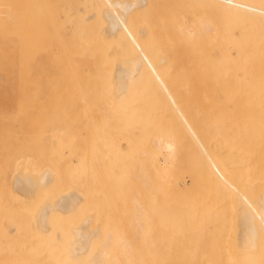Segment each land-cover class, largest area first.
Here are the masks:
<instances>
[{
    "label": "bare ground",
    "instance_id": "6f19581e",
    "mask_svg": "<svg viewBox=\"0 0 264 264\" xmlns=\"http://www.w3.org/2000/svg\"><path fill=\"white\" fill-rule=\"evenodd\" d=\"M39 1L40 0H9V1L7 0L6 1L7 4H6L5 0H4V2L1 0V2L5 3V4L1 5V3H0L1 8L2 7L4 8V5H8V6H5L7 9L6 13H7V11L10 10V12H8V17H6L7 16L6 13L4 15L5 11L0 9L1 11H3V15H2L1 11H0V15L2 17L3 16L6 17V18L3 17V19H1L2 17L0 16V119L13 121L10 125L6 126L7 129H10L12 131L16 130V132L18 130L23 129V128L26 129L28 126V124H26V122L28 120L32 119L31 114L33 113L35 115L36 114L35 110L39 111L38 106L42 105L43 103H45L49 100H61L62 102H65L64 104H74V106H75V104H78L79 102H81L83 105L85 104V106H83L82 108H80V107L76 108L75 107V108L71 109L70 112L69 111H67L66 113L63 112L61 119H68V118H70V119H82L83 116H81V115L85 116V113L86 114L90 113L94 117H96L95 115H104V114L111 113L110 115H113V117L121 115L122 118H126V116H128V118L129 117L131 118V116H133L134 117L133 119H135V118L141 119V116L145 112L144 108L143 107L141 108V106H140V104L144 98V96L142 97L141 89H143L142 85L147 83L146 86H148V88L152 90V93H153L152 97L154 100H156L155 103H157L158 105L161 104L160 106H162V108L164 110L168 111L170 114H173V117H176L179 121L180 120L183 121V123H186V117H187V121H188L189 118L191 119V117L194 116L191 114L192 113L191 110L193 108L187 107V106L194 107V106L201 105V107L203 108V106L206 104L205 105L206 109L205 108H203V109H204V111H206L205 113H207V112L209 113L211 111V109H209V108L213 107V105H214L215 107H217V111L220 109L218 111L220 113H218L216 116V117H218V115L221 114V112H222V114H225V112L227 113V115H228V113L230 114L229 110L227 111L228 108H226V106H224L226 108V109L224 108L225 112H224L223 108L221 109V107H222L221 105H223V103H225V102L231 101V103L232 104L235 103V105L237 103H240V102L248 103L252 107V109H251L252 112L250 111L251 117L249 116V118H250V121L252 122V126H250V127H251V131H252V135H253V144H254V147L256 149L255 150V155H256L255 160L257 161V167L255 169L256 175L258 173H260L256 177H257V180H259L260 178H264V154H263L264 153V94L262 93V91L264 92V90H263L264 87L261 86L264 83V82L261 83V81H264L263 80L264 77H262V75L260 76L261 73H263V75H264V49H261V48H263L264 44L260 43V40H261V42H264L262 40V39H264V38H262V35L264 33L263 34L261 33L262 35L261 34L259 35L260 31L264 30V0H175L176 3L179 4V6L180 5L182 6L183 3L186 5L192 4L193 9H191L192 7L191 8L189 7L192 10V12L197 11L196 14L200 13L199 14L200 17H201V15L204 16V18L202 16L203 19L201 18V21H198V18H195L196 21H198V24L200 23L199 28H198V33L202 34L200 36L201 38H202V36L205 37V40H204V38H203V40H204V42L206 41L205 43L207 44V45L205 44V48L203 47L205 49V51H202L204 49L201 47V45L199 43V41H201V39H199L200 37L197 38L198 37L197 35H199V34H196V32H195V30H196V28L194 29L195 25H191V24H193V22H192L193 18L190 17L192 20L190 23L189 21H187L188 20L186 18L187 14H185V13L181 14V16L184 15V17L182 16L183 18H186V19H183V22H182L181 17L178 15V14H180L178 12L179 6H177L178 8L176 7L178 10L175 8L177 11L175 10L176 12H174V16L177 14V18L175 17V19H176V21H179L178 23H183V24H184V22L190 23L189 26H188L189 23L188 24L186 23L187 25H184V27L186 26L185 29L187 27L190 28V26L193 27V28H191V30L192 29H194V30L191 32H193L195 34H193L192 37L197 36L195 42H196V44L198 42V44L195 45L196 46L195 49H196V51H197V47L198 48L200 47L202 49V50L200 49L201 51L198 49V51H200V52H199L197 57L198 58L201 57L200 61H198L197 57L194 58L195 61H193L194 63L192 64L193 69H191V66H190L189 71H188V69H187V72H186V70H184L187 74L189 72V75H187L183 71L185 73V74L183 73L184 76L185 75L188 76V77L187 76L184 77L182 75L184 77V81H183L184 84L183 85L186 86L185 83H187V87L190 88L191 90H196V91L198 90L199 91L198 96L200 97V99H198L196 96L197 93L193 92V93H190L188 95V97L190 99H188L187 101H182L183 97L176 96L175 93H173V91H174L173 85H176L175 80H177V78L174 77L175 75H173V73L171 74V71H173V70L169 69V67L166 66L167 64H169V66L171 65L169 63V60H168L170 57L168 58V56L166 54L167 52L169 54L172 51L170 49L169 43L167 42L170 39V37H169L170 34L172 35L171 30L174 29L176 26L179 28H182V29L176 28L177 30L174 29L175 32L173 30L174 33H176V31H177L178 34L176 33L175 35L179 36L180 35L179 30H181V31L184 30L183 26L180 27L179 24L176 25L173 22H170V23H173L174 25H176V26L173 25L174 28L171 29L167 25L168 27H166L165 32H162V34H164V35H162L164 37V41L162 43L160 42V44H159L160 46H165V47H163L164 49H162V51H165L166 53L164 55H162V52H161L162 56H160V57H158L160 55L159 53H158L159 55H157V57H154V55L152 56L151 53H153L152 51H156V47L154 48L152 45H149V43H146L145 40L147 38L145 40H143L145 38V37H143V34L145 31L143 32V34L140 32L139 33L140 35L137 33L139 36L143 37V38L140 37L139 39L143 40L146 43V46L148 44L149 46H151L154 49L152 50L149 46H147V47L142 46V48H144V47L146 49L150 48L152 51H150V53H145L146 51L144 53L140 52V54L137 55L138 57H136V55H135L137 52L134 54L135 51L132 50V48H134V50H135V46H133L134 43L132 44V42H135L136 41L135 39H137V37H139V36L135 32L134 36H136V38L133 39V35H131L132 34L131 32L133 31L132 29H134V28L132 27V29H131V26L128 24H125V21L127 20V23L130 22V19L128 17L129 13H131L130 11L136 9V12H137L136 18L140 15H142V17L147 16V17H145L147 19H145L146 21L144 22V25L147 22V27L148 26L151 27L150 23L152 24L153 20L151 18H148L150 15L149 16L146 14L144 15L143 13H144V11L146 13L147 12L150 13V11L152 9L149 10V8L151 7L154 0L153 1L152 0H130L125 4H120L119 8H117V9L121 8V12L119 10L118 11L120 13H122L123 16H121L120 13H118V14H120V15H118L116 13L118 11H115V9L118 5L116 6L114 2H113L114 4H109L107 2V0H89L90 3L92 4V5L90 4L89 6L88 5L82 6L79 3V6H78L79 8L77 9L79 11L76 13V15L73 14L74 16H72L68 12V11H71V9L74 12V8H72L71 5H70V8L68 7L69 10H66L65 8H63L64 7L63 3L65 4L67 1H70V0H67L66 2L65 1L63 2L60 0L59 5H60V7L63 6L60 9H63V10L65 9L66 11L62 15V18H59L57 16H54L55 14L52 13L53 10H52V8H50V6L46 7L47 9L50 8L49 10H52V12L48 11V14L49 13L52 15L54 14L53 16L49 14L52 17H50V18L48 17L49 21H47V23H46V21H44V19L46 17L45 18L42 17V14L39 15L38 9L41 8L40 6H42L41 3H39ZM57 1L54 4L53 3H51V4L56 5ZM102 1L106 2V5L109 6V8H108L109 11L113 12V9H114L115 12H113V13L109 12L111 14L107 13V20L108 19L111 20V21H108V22H111V23H109V25L107 23V27L108 26L109 27L108 28L106 27V29L102 30L101 32L98 31V33H95V31L93 30V25H94V21H95V16L97 19V15H96L97 13L96 12L97 11L101 12V11H99V10H101V7L99 8L96 6H98L97 4L103 3ZM116 1H115L116 4L122 3L120 0H119L120 2H118V0H116ZM156 1L164 3L163 8H162V6L159 7L158 5H156V6L153 5V7L154 6L156 7L157 11H158V9H159V11H161L160 8H162V10L165 8V10L167 11L168 8L165 4L166 0H156ZM40 2H42V1H40ZM49 2H51V1L50 0L45 1L44 3L49 5ZM70 2L72 3V1H70ZM70 2H68V3L70 4ZM75 2L76 1H74V3ZM111 2H112V0H111ZM124 2H126V1L124 0ZM159 2H158V4H159ZM36 3H39L40 6H38ZM69 4H68V6H69ZM104 4L105 3L101 4V6H103ZM31 6H33V8L35 6L38 7L37 13L31 12V10H30ZM157 6H158V8H157ZM36 7L34 8L35 11H36ZM155 7H154V9H155ZM183 7H185V6H183ZM44 8H45V6H44ZM189 8H187V9H189ZM194 8L196 10H194ZM54 9L56 10V9H58V7L55 8V6H54ZM218 9H219L220 13L222 11L220 9H224V12H225L224 14H226L230 18L232 16L231 21H232V23H234V22L235 23L230 24L229 27L233 26V28L237 29L239 26V28H241V29H239V30L235 29L234 32L230 31L229 33L227 32V30H225L224 32L222 30H220V28H222V27L225 29L227 26L224 27L223 25H228L230 23V21L227 24L223 23L224 20H223V18H220L219 14L215 15V17L216 16L218 17L215 21L214 20L215 19L214 13L215 12L219 13V12H217ZM226 9L230 10V11H226ZM44 10L42 9V11H44ZM84 10L88 11L87 14H86V12L84 13ZM165 10L162 12H166ZM183 10L184 9H181L180 12L182 13ZM206 10H209V12H206ZM103 11H105V10H103ZM171 11H173V10H171ZM186 11H188V10H186ZM186 11H184V12H186ZM231 11H232V13H230ZM94 13H96V14H94ZM212 13H213V18H214L213 20L211 19ZM104 14H105V12H104ZM165 14L166 15L168 14L169 18L167 16L166 17L168 19H170V16L173 15V12L172 13L166 12ZM204 14H206L207 16L205 17ZM233 14L237 15L238 17L236 16L237 17L236 18L234 16V18H233ZM151 15H152V11H151ZM152 16H154V15H152ZM242 16H244V17L242 18ZM246 16L249 18L251 17L252 21H251V23L248 22V21H250L249 19L247 22L245 21L246 23L243 21L242 24L245 25V26L242 25L243 28L247 27L246 26L247 23L251 24L250 25V27H251L253 20L254 21L256 20V22H255L256 25H254V26H258V27H256V29L259 28V29H257L259 31H257L255 29V31H253L252 33H249V32L246 33V31H248L249 29H252V30L254 29L253 27L250 28L249 25L247 24L249 29L246 30L248 27L246 29L244 28L246 31L244 30V33H241V30L243 28H242L241 24H239V23H241L242 20H247V19H244ZM104 17H106V15ZM240 17L242 18V20L241 19L238 20ZM4 18H5V20H4ZM139 18H137V19H138V21L140 20V22H141V20L143 21V19H144V18L142 19L141 17H139ZM167 18L164 20L166 21ZM219 18L223 20L221 23L219 22V20H220ZM148 19L149 20L151 19L152 22L147 21ZM154 19H156V17ZM233 19H235V20H233ZM170 20H172V19H170ZM203 20H204V22H203ZM104 21H105V19H104ZM138 21H137V23H138ZM156 21H158V20H156ZM238 21H240V22H238ZM148 22H149V25H148ZM201 22H203V23H201ZM217 22H219V24H217ZM142 23L140 24V26L141 25L143 26ZM79 24L81 25V27H83L82 30L79 29V26H80ZM153 24H154V22H153ZM214 24H216V25H214ZM253 24H254V22H253ZM257 24H259V25H257ZM156 25L157 26H155V28H157L158 26H161V25H158L157 23H156ZM164 25H165V23H164ZM217 25H218V27H216ZM220 25H221V27H219ZM72 26H74V28ZM196 27H198V25H196ZM229 27H227V29ZM189 28H188V31H189ZM70 29L73 30V38L70 36L72 39H70V41H68L69 39H67V41H65L63 37H65V35H67V36L70 35V33H69ZM129 29H131L132 31L129 32ZM157 29H160V28H157ZM163 29H160V30L162 31ZM216 29H217V31H216ZM142 30H143V28H142ZM142 30H140V31H142ZM168 31H171L170 34H168L169 33ZM119 32H121L123 34L124 38H126L125 42L130 43V41L128 39H130L132 41L129 44V43L121 42L122 40L121 41L119 40L120 41L119 43H123L122 44L123 46L120 45V51H121V48L124 47V45H125V48L131 47L130 48L131 51L129 50V48L122 49V51L124 50V53L121 51L120 54L121 55L124 54L123 57L125 58V56L127 54V53L125 54V50H129L132 58L136 57L135 59L133 58V60L129 64L127 63V60L129 61L131 59V58L128 59L129 53L125 58L127 60L124 59L126 62L122 61L120 58L115 57L119 52V49H118L119 47H115L117 40L115 41L111 37H114V35H118ZM148 32H150L152 34V31H149V30H147L146 34H148ZM217 32H219V33L217 34ZM225 32H227L229 35H231L232 33L236 34L235 32H237V35H239V32H240L242 34V36L239 35V37H240V38L238 37L239 41L237 42V39H235L237 42L236 44L239 43L238 46L239 45L240 46L239 47L233 46L234 48L230 47L232 43L229 44V42H226L228 39H226V40L223 39L227 35V34H225ZM255 32H257V33L255 34ZM174 33H173V35H174ZM213 33H215V36L217 38L220 35H225L224 37L221 38L225 42H223L221 39L214 38ZM124 34H126V35H124ZM154 35H153V37H154ZM186 35H189V34L187 33ZM125 36H128L129 38L127 39V37H125ZM178 36H176V37H178ZM184 36H185V34H184ZM184 36L180 37V38L183 40L186 39L188 42L185 40V43L188 46L185 44L184 45L181 44L182 48L184 46H187V48L191 47L193 49L194 45H192V42L195 39L192 41L189 38L190 40H188L189 36L188 37L187 36L184 37ZM258 36H260L261 38ZM153 37H151V38H153ZM235 37H236V35H235ZM117 38H119V37H117ZM228 38L230 39L232 37L228 36ZM254 38L260 39L258 41L259 46L256 42L257 40H255ZM197 39H199V40L197 41ZM218 40H219V42H218ZM154 41H156V39H154ZM171 41H173V40H171ZM190 41H192V42H190ZM228 41H231V40H228ZM148 42H150V41H148ZM189 42L191 43V46H189V44H190ZM195 42H194V44H195ZM214 42H216V43H214ZM234 42L235 41L233 40V43ZM145 43H143V45ZM225 43H228L229 45L227 44L228 46H226ZM126 44H128L129 46L126 47ZM138 44H140V43L138 42ZM261 44H263V45L260 46ZM159 45L157 44V46H159ZM174 45H175V43H174ZM178 45H180V44H178ZM214 45H216L218 50H219V56H215L214 54H212L213 50L215 48ZM117 46H118V44H117ZM113 48L116 49L117 53L115 52V49L113 51ZM145 48H144V50H145ZM160 48L157 47V50L158 49L160 50ZM182 48H181V50L186 49V48L185 49L184 48L182 49ZM191 48L186 49L188 51L186 52V50H185V53L186 54L189 53V55H190V53H191L190 49ZM172 49H173V47H172ZM207 49H208V51H207ZM231 49L233 51H234V49H236L235 53H234L235 56L238 53H240L236 57L238 58V56L241 55L238 58V60L241 62H238V60H237V58H235V56L230 57V55L233 53L232 51H231L232 53L230 52ZM169 50H170V52H169ZM178 50L180 51V47ZM111 51H113L115 54L112 55L113 52L111 53ZM129 51H127V52H129ZM242 51H244V52L242 53ZM236 52H237V54H236ZM132 54H134L135 56H133ZM234 54H232V55H234ZM191 55L193 56V53ZM228 55H229V58H228ZM242 55L245 57V61L243 60ZM131 56H129V57H131ZM187 57H188V55H187ZM230 58L234 61L233 62L234 65H232V61L230 60ZM235 61H237L239 63V66L240 65L241 66L240 67L237 66L238 64H237V62L235 63ZM227 64L228 65L230 64V67H232V69L234 67V70H231V68ZM242 64L245 67H243ZM164 66L168 67L166 70L167 72H165V73H164V71L159 72V70L161 68H163ZM223 66L224 67L227 66V69L231 70L233 72V74L231 71L226 70V68H224ZM188 67L189 66H187V68ZM235 67H237V70H235L236 69ZM223 68L226 71H223L224 70ZM241 68H242V70L244 68H246V71L244 69V71H243L244 73H243ZM251 68L253 69L252 72H254V70L257 69L254 72L256 74V71H257V76L255 77V74L253 76L256 79L252 77L253 73L250 72V70H252ZM163 69H165V68H163ZM184 69H186V67ZM238 70L240 73L244 74V77H243V75H241L244 79L241 78ZM248 70H249V72H248ZM162 72H163V74H162ZM236 72H238V75ZM246 72H247V74H246ZM174 73H175V71H174ZM178 73H179V71H178ZM226 73L227 74L229 73L228 75H230L229 77H231V78L227 77ZM234 73H235V76H239L240 79H239V77H235ZM232 75L234 78H232ZM245 76H247V78ZM259 77H261L260 80H259ZM171 78H172V80H171ZM227 78H229V80ZM236 78H237L236 82L239 83L238 86H240L241 84L243 85V82L241 83V81H239V80H242V81L245 80L247 82H244V85L240 86L238 88V86H236L237 84L235 83V86H234L233 85L234 83L232 82ZM247 79L250 80V83H248L249 81ZM173 80H174L175 84L173 83ZM229 81L231 83H228ZM180 82H182V80ZM150 83H151V86L149 85ZM168 83H171L172 87L169 86ZM178 83H179V81H178ZM222 83H224L223 85L227 84L225 86H229V84H231L232 88H230L231 85H230V87H224L223 85L221 86ZM183 85H182V87H183ZM245 86L248 89L245 88ZM179 87H181V86H179ZM261 87H262V90H261ZM249 89H250V92H249ZM143 91H144V89H143ZM176 91H177V88H176ZM218 91H220L221 93L223 92L225 102L223 99L220 100L219 98H217L216 95H217ZM240 91L241 92L244 91L243 92L244 96ZM245 91H246V93L248 92L247 93L248 95L250 93V95L248 97H247V95H245ZM240 93L242 96L240 95ZM245 96L247 98H243ZM240 99H242V101ZM243 99H244V101H243ZM220 101L222 102L221 104H220ZM183 103H185V106ZM207 104L208 105L210 104L209 105L210 107ZM146 106L147 105H145V107ZM186 107H187L188 111H189V109H191L189 111V113H187L188 111L185 110ZM198 107H200V106H198ZM207 108H208V111H207ZM194 110H195V108H194ZM197 110H198V112L200 111V109L196 108V111ZM152 111L154 112L155 108ZM160 112L161 111H159L158 113H160ZM186 113L191 114L192 116L189 115V118H188ZM123 115L125 117H123ZM202 115H203L202 113H201V115H200V113H198L196 116L198 118L199 116H202ZM205 115L207 117H199V118H202V119L206 118V121L205 120L204 121L199 120V122H197V125H199L203 121L205 123V126H207L205 128H207V129L209 128V130H204L205 129L204 123L201 124L203 126L199 125V127L201 129H199V127L197 126L198 132L195 131V129L193 127L192 128L190 127L191 124H189L190 126L188 124H186V126H184V129L187 128L186 133L189 132L187 135L189 136L191 143L193 145L197 146L200 149V151L203 153L202 155L204 156V158L206 160V165H205L204 170L206 172L207 177L210 179L212 178V179L218 181L219 183H221L224 186L230 187V190L232 189L235 192L233 195L231 194L232 199L230 197V199H231L230 201L232 202V203H230L232 205V209H231L230 213L232 212V210H233L232 213H234V217H233V219L231 218V222H233L232 220L235 221V222H233L234 226L232 223L230 224V226L232 225L234 227V232L231 231L232 230L231 227L229 228L231 230H229V229H228L229 231L227 230L228 232L234 233V238L232 236L233 233L230 236L228 235V238H226V239L230 240L229 237L232 236V240H234L235 242L234 243L231 242L232 240L231 241L228 240V241L231 242V244L232 243L235 244V246H233V244L229 245L227 240H226V242L228 244H226V246L228 245V247L229 246L236 247V248H233V251H234V249H236V253L234 255V253L232 251H230V250H232L231 247H229L230 250L228 249V251H227L228 255H234L233 257L238 259V261H236L237 262L236 264H238V263L239 264H264V179H263V182H262V180L260 181V182H262L261 183L262 185H260L261 187L260 186H259L260 188L258 187L259 190L255 192L256 193V197L254 196L255 198H252L250 195L246 194V192H248V194H249L250 191H253V189H251V187L254 188L253 185L251 186L248 183L251 186L250 191L249 190L246 191L245 188H244L245 192H243L244 191L243 189H242L243 191H241V189L240 190L237 189L238 187H240V186H238V182H237V184H234V183H232V181L235 177L237 178L238 176L234 175L235 177H233V175L230 174V171L233 172L235 167L240 166L242 163L241 164H240V162L237 163L236 158L232 159L231 156H230V158L227 157V158H229L228 160L225 156H223V158H221V156H219V154H220L219 152H231L235 148V146H234L235 144L233 142H230L228 137H226V130L228 128L230 129V127H232L233 124L229 123V125L231 124V126L228 127L227 129H226V127L225 128H218L219 123L217 124L218 126L211 125L209 123L210 120L207 121V118L209 117V115H207V114H205ZM196 116L194 119H192L193 121H196V119H197ZM221 116H225V115H221ZM225 117H223V119H225ZM228 117L231 118L232 116H228ZM85 118H86V116H85ZM119 118H121V117H119ZM119 118H117V120ZM122 118H121V120L119 119L121 122L123 121ZM149 118L151 119V117H149ZM232 118H233V120L235 119L234 117H232ZM208 119H210V118H208ZM192 120H190V121H192ZM17 121H19V123H17ZM124 121L126 122V120H124ZM127 121L129 122L128 119H127ZM162 121H161V123H162ZM114 122H116V121H114ZM230 122H232V120ZM234 122L236 124V121H233L232 123H234ZM251 122H250V125H251ZM117 123H118V121H117ZM207 123L209 125H207ZM211 123H212V121H211ZM212 124H214V123H212ZM220 124L222 125L221 122H220ZM225 124L228 125V122ZM225 124H223V125H225ZM235 124H234V126H236ZM122 125H123V122H122ZM210 125L214 126V127H211ZM223 125H222V127H223ZM193 126H194V124H193ZM13 129H15V130H13ZM201 130H204L206 132L200 133V132H202ZM56 133H59V132H54L55 135H56ZM169 133H171V131ZM169 133H168V136H170ZM51 134L53 135V132ZM156 134H159V133L156 132ZM172 135L175 137L174 134H172ZM60 136H62V135H60ZM59 137H57V138H59ZM64 137H66V136H64ZM62 138L63 137H61L60 139H62ZM213 139H218L217 143H213V141H214ZM171 140H169V138L167 139V136H166V138H164L163 136L155 135V133H154V134H152V138L150 139V142L149 143L146 142V146H149L152 148L155 158L158 157L155 155H161L162 157L161 156L160 157L163 158V162H167V161L171 160L172 156L175 154L174 148L177 144V141L174 145L173 141H171ZM51 141L53 143L54 140L51 139ZM65 141H66V138H65ZM62 142H64V140ZM56 143H57V141H56ZM53 146L54 145H52L51 147L53 148ZM61 147L64 148L63 146H61ZM234 151H236V150L234 149ZM58 152H59V154L61 153L60 151H58ZM236 152H238V151H236ZM141 154L148 155L146 149L142 150ZM50 156H52V155H50ZM50 156L48 158H50ZM53 158H55V157L53 156ZM53 158H51V160ZM30 159L22 157V156H20L17 159V165H16V169L14 170V174L12 176L11 185H12L13 192H15L17 194L19 199L21 198L23 200V202H25V203H27L29 200H31L30 202L33 203V208H30V209H32L31 210L32 211L31 212L32 226H33L35 231L37 230L38 234L44 233L45 237H42L43 234H41V238L47 239L52 235H49V237H46L47 236L46 234L52 233L56 238V239L52 238L53 237L52 236L51 238L53 240H55V241L59 240L60 243L62 242L61 243L62 245L65 244V247L67 248V250H65V253H66L65 257L72 264L73 263L74 264H149L145 261L142 262V261L138 260L139 256H138L137 251L134 248V242L137 240L139 241L140 238L143 237L142 235L148 231L150 223L151 224H152V222L154 223V220L151 219V218L154 219V215L150 211L149 207L147 205L143 204L144 202H140L139 201L140 199L138 200L137 198L133 197V200L131 202V206H133L134 210H133L132 218H131V220H129V223H128L129 224L128 227L131 228L130 231L132 232L133 238L132 239L119 238L118 240H113L112 242L117 244V250L119 249V253L118 254L110 253L108 251V249L111 245L110 244L111 243V235L109 233L107 236H105L102 239L101 244L94 246V243H95V242H93V241H95L94 239L99 238V235H100V233L98 235V232H100V231L97 229V228H99L100 225L98 223L97 228H94L97 226L96 224H95L96 226H94V227L91 226L92 225V223H91L92 222V215L90 213H88L84 207L88 198L87 197H86L87 199L84 198V196H82L79 192H77L74 189H69L67 191L58 190L59 178L61 176L60 173L63 172L61 167H58V166L56 168L45 167L40 172H38V170H36V169H38L37 165H39V163H36V162L33 163L34 160H30ZM152 159L153 158H151V160ZM51 160H49V161H51ZM152 162H154V161L152 160ZM160 163H161V161H160ZM167 163H170V162H167ZM157 164H158V161H157V163L154 162V166ZM158 165H160V164H158ZM166 165H169V164L165 163V165H163L167 168L164 171L165 172L163 175L164 178L168 176L167 171H168V168H170ZM164 168H162V170H164ZM231 168H234V169L231 170ZM155 169H156V172H159V170H158L159 168L157 169L155 166ZM160 169H161V166H160ZM162 170H161V172L163 174ZM237 170H239V169H237ZM35 171H36V173H35ZM242 171L244 172V169ZM239 172H241V171L239 170ZM170 173H171V171H170ZM174 173H176V171ZM262 173H263V176H261ZM147 174L150 175L149 172L146 173L142 170V165H141L138 172L136 174H134L133 176H135V179H136V177H139L141 182L144 181V183H145V184H143L144 186L147 187L149 185V187H147V189H148V188H150L151 183L149 182L150 181L149 175H147ZM156 174L158 175L160 173H156ZM241 174H242V172H241ZM236 175H238V174L236 173ZM172 177H174V176L172 175ZM180 177H182V175L179 177L177 176V178H180ZM203 177H204V175H203ZM182 178H184V177H182ZM235 179L233 182H235ZM243 180L244 179H242L241 182ZM176 181H178V180H176ZM181 181H182L181 185H183V186L187 185L185 178L182 179ZM138 182H139V184H141L140 181H138ZM171 182H172V180H171ZM247 182H246V184H247ZM260 182L256 181V184H258ZM176 184H177V182H175V186H176ZM181 185H179V187ZM235 185L238 187H236ZM146 187H144V188L146 189ZM179 187H178V190L181 189V187L180 188ZM244 187H246V186H244ZM10 188L11 187H9V189ZM154 191L157 192V190H154ZM41 192H45L46 198L43 199L41 202L35 204L36 201H34V199L37 198L36 196H39V195L41 196ZM232 193H233V191H232ZM255 193L252 194V192H250V194H252V195H255ZM182 194H183V192H182ZM135 195L136 196L138 195V197H140L137 192L135 193ZM32 201H34V202H32ZM20 202H22V201H20ZM23 205H24V203H23ZM28 205H29V207H32V206H30V204H28ZM29 207L27 208V204H26L25 208L27 210L29 209ZM80 211H81V214H79ZM93 213L94 212H92V214ZM151 215H153V217ZM232 215L230 214V217ZM224 218H226V217H224ZM150 219L152 222L150 221ZM29 225L31 226V223ZM12 226H13V224H12ZM12 226L9 225L10 229H8L7 232L8 231H9V233L14 232L13 230L15 228L13 229ZM55 227L59 229L58 232H55ZM128 229H127V231L129 232ZM34 230H32V231H34ZM20 233H21V231H20ZM27 237H29V236H27ZM45 242H47V241L45 240ZM50 243H51V241H50ZM149 243H151V240L149 241ZM159 244L161 247L162 244L164 245V242L163 243L159 242ZM52 245H54V244H52ZM156 246L157 245H155L154 248H156ZM228 247H226V248H228ZM58 248H59V246H58ZM162 249H159V251ZM229 251H230V253H229ZM234 258H232V260H234ZM146 259H147V257H146ZM148 259H150V258H148ZM207 259L208 258L205 259V257L202 258V260H207ZM237 259H235V260H237ZM48 261H50V260H48ZM233 263H235V262H233ZM53 264H54V261H53ZM231 264H232V262H231Z\"/></svg>",
    "mask_w": 264,
    "mask_h": 264
},
{
    "label": "rangeland",
    "instance_id": "374dc122",
    "mask_svg": "<svg viewBox=\"0 0 264 264\" xmlns=\"http://www.w3.org/2000/svg\"><path fill=\"white\" fill-rule=\"evenodd\" d=\"M2 1L4 2V0H2ZM6 1L7 0H5V2ZM40 1H42L43 3ZM40 1H39V3H41L42 6H40L39 3H36V4L38 6H40L41 8L38 9V7L35 6L36 7V11H35L34 10L35 7L33 8V6H31L30 10L32 13H37V9H38L39 15L42 14V17H44V18L46 17L45 19L43 18L44 21H46V23H47V21H49V18L52 17L54 14H55L54 16L62 18V15L64 14V12L66 10H69L68 7L70 8V5L72 6V8H74V12L72 11V9H71V11H68V12L72 16H74L73 14L76 15V13L79 11V10H77L79 8L78 7L79 3L82 6H87V5L89 6L91 4L89 0H70V1H72V3L70 1H67V0H61L63 2L64 1L65 2L67 1V2L65 4L63 3L64 7L63 6L60 7V5H59L60 0H58L59 2L56 0L57 4L59 6L57 4H56L57 6L53 5L56 2L55 0L54 1L50 0L51 2H49V5L44 3L45 1H49V0H40ZM74 1H76L77 3L76 2L74 3ZM115 1L116 0H112V2H111V0H107V2L109 4L115 3L116 6L118 5L116 7L115 11L119 10L121 12V8L117 9V8H119V5L125 4L130 0H125L126 2H124V0H120L122 3H119V4L118 3L116 4L117 1L116 2ZM120 1L118 0V2H120ZM68 2H70V4ZM158 2L159 1L154 0L151 7L149 8V10L152 9L151 10L152 15H154V16L151 15V11H150V13L147 12L148 14L145 11L143 13L144 15L146 14L148 16L149 15L151 16V17L149 16L148 18H151L153 20L154 24H153L151 19L147 20L149 22L150 21L152 22V24L150 23L151 27L150 26L147 27V22L144 25V22L146 21L145 19H147L145 17H147V16H143V17H142V15L138 16L137 18H139V17H141L142 19L144 18L143 21L142 20H141V22H140V20L138 21V19L136 18V15H137L136 9L130 11L131 13H129L128 17L130 19V22L127 23V20L125 21V24L130 25L131 29H132V27L134 28V29H132L133 31L131 29H129V32L132 31L131 35H133V39L136 38V36H134L135 32H136V34L137 33L139 34L140 32L143 34V32L145 31L143 34V37H145V38L143 40H145L147 38L145 40V42L149 43V45H152L154 48L156 47V51H152L154 48H152L151 46H149L147 44V46H149L152 50L149 47H148L149 49H146L144 47L145 48V50H144V48H142V46H146V43L143 40L139 39L140 37H142V36H139L140 34L139 35L137 34L139 37H137V39H135L136 41L134 40L135 42H132L130 39H128L129 38L128 36H125L130 41V43L132 42V44L133 43L135 44V45L133 44V46H135V50H134V48H132V50L135 51L134 54L137 52L135 54L136 57H138L137 55H139L140 52L144 53L145 51H146L145 53H150V51H152L153 53H151V54H152V56L154 55V57H157V55H159V54L160 55L158 57L164 55L166 52L162 51V49H164L163 47H165V46H160L159 44H160V42L162 43L164 41V37L162 36L164 34H162V32H165V29L168 26L171 29L174 28V26H176L178 24L180 27L183 26L184 30L183 31L179 30V34L181 35V36L180 35L179 36L183 37L185 34V36H187V37L189 36L188 40L191 39L193 41L195 39L193 42L190 41V42H192V45H194V46L198 44V42H197V44L195 42L196 37L198 36L197 38H199L202 35V34L198 33V28H199V24H200V23L198 24V21H201V18L203 15H201V17H200V15H199L200 13L196 14L197 11L192 12V10H191V9H193L192 4L186 5L183 3L182 6L180 5L182 7L181 8L179 6V4L176 3L175 0H166L165 4L168 8L166 11L165 8L162 10V8L164 7L163 6L164 3L159 2V4H160L159 5ZM0 3H1V5L5 4V3H2L1 0H0ZM51 3H53V4H51ZM103 3H105V4L103 6H101V4H103ZM103 3L97 4L98 6H96L99 8L101 7V10L98 9L101 12L97 11L96 12L97 14L94 13L97 15V19L95 16V21H94V25H93V30L95 31V33H98V31L101 32L102 30H105L107 27V23H108V25H109V23H111V22H108V21H111L110 19L107 20V13L112 12V11H109V9H108L109 6L106 5V2H103ZM6 4H7V2H6ZM68 4H69V6H68ZM43 5L45 6V8ZM153 5H155V6L158 5L159 7L162 6V8H160L161 11H159V9L157 11L155 6H154L155 9H154ZM5 6H8V5H4V8L0 7L1 10L5 11L4 15H5L6 10H7ZM48 6H50V8H52L53 12H52V10H49L50 8H48V9L46 8ZM54 6H55V8L58 7V9L55 10ZM158 6H157V8H158ZM177 6H179V8ZM183 6H185V7H183ZM62 7L65 8L66 10L60 9ZM176 7L179 9L178 12L180 14H178V15L181 17L182 22H183V19L187 18L188 19L187 21H189L191 23L192 20L190 17L193 18V21H192L193 24H191V25H195V27H194V29L196 28L195 32H196V34H199V35H197L196 37L195 36L192 37V35L195 34V33L191 32L194 30V29L191 30V28H193L192 26H190V28L187 27L185 29L186 26L184 27V25H187L189 22L188 23L186 22L187 24L184 22V24H183V23H178L179 21H176L175 17L177 18V14L175 13L176 15L174 16V12H176L178 10ZM189 7L190 8L192 7V8L190 9ZM187 8H189V9H187ZM195 8H194V10L197 9V8L196 9ZM42 9L43 10L45 9L47 12L45 10L42 11ZM181 9H184L182 13L180 12ZM185 9L188 11H186ZM103 10H105V11H103ZM164 10L167 13L173 12V15H171L172 17L170 16V19H172V20L168 19L169 15L168 14L166 15L165 14L166 12H162ZM171 10H173V11H171ZM220 10H222L221 13L218 9L217 12H219V13L215 12L214 17L216 14H219L220 18H223V20H224L223 23L227 24L230 21V23L228 25H223L224 27L225 26L229 27L230 24L235 23V22L232 23V21H231L232 16L230 18L229 16L224 14L225 13L224 9H220ZM3 11H1L2 15H3ZM48 11H51L54 14L52 15L49 13L50 15H52V16H50L48 14ZM115 11L113 9V12H115ZM119 11L116 13L117 14L120 13ZM184 11H186V12H184ZM226 11H230V10L226 9ZM8 12H10V10L7 11L6 17H8ZM85 12L87 14L88 11L84 10V13ZM104 12H105V14H104ZM206 12H209V10H206ZM184 13L187 14L186 18H183L184 15H182L183 17L181 16V14H184ZM230 13H232V11ZM109 14H111V13H109ZM120 14H121V16H123L122 13H120ZM120 14H118V15H120ZM206 14H204L205 17L207 16ZM105 15H106V17H104ZM234 16L236 17L237 15L233 14V18H234ZM3 17H5V16H3ZM3 17L1 19H3ZM155 17H156V19H154ZM243 17L244 16H242V18ZM5 18H4V20H5ZM166 18H167V20L165 21L164 19H166ZM195 18H198V21H196ZM203 18H204V16H203ZM217 18L218 17L216 16L214 19L213 13L211 14L212 20L214 19L216 21ZM242 18L240 17L238 20H240V19L242 20ZM104 19H105V21H104ZM244 19H247V20H242V22L239 23V24H241V26L242 25L245 26L244 24H242L243 21L247 22L248 19L250 20L248 22L251 23V21H252L251 17L249 18L246 16ZM156 20H158V21H156ZM223 20L220 19L219 22L221 23ZM233 20H235V19H233ZM137 21H138V23H137ZM149 22H148V25H149ZM163 22L165 23V25ZM170 22H173L176 25H174L173 23H170ZM203 22H204V20H203ZM203 22H201V23H203ZM219 22H217V24H219ZM238 22H240V21H238ZM253 22H254V24H253ZM253 22H252L251 27H250L251 24L247 23L250 28H252V27L254 28L253 30L249 29L248 25L246 24V26L248 28L247 27H246L247 29L245 27L244 28L246 30H248V29L249 30L246 31L242 26L243 29L241 30V33H244V30L246 31V33H248V32L252 33L253 31H255L256 27H258V26H254V25H256L255 24L256 20L255 21L253 20ZM141 23L143 24V26L141 25L142 27L140 26ZM156 23L158 25H161V26H158L157 28H160V29H163L164 27L165 28L162 31L160 29L155 28V26H157ZM190 23L188 24V26L190 25ZM196 25H198V27H196ZM214 25H216V24H214ZM221 25L219 27H221ZM257 25H259V24H257ZM72 27L74 28V26H72ZM216 27H218V25ZM227 27L225 29L222 27V28H220V30H222L223 32L225 30H227V32L229 33L230 31L234 32L236 29V28H233V26H230L228 29H227ZM82 28L83 27H81V25H80L79 29L82 30ZM142 28H143V30H142ZM176 28L182 29V28H179L177 26L174 29L177 30ZM188 28H189V31H188ZM174 29L171 30L172 32L168 31L169 32L168 34H170V32H171L172 35L170 34V36H169L170 39H169V41H167L170 45V49L174 53L172 51L170 52V50H169V52H170L169 54H168V52L166 53L168 58L170 57L168 60H169V63L171 64L170 66H169V64H167L166 66H168L169 69L173 70V71H171V74L173 73V75H175L174 77L177 78V80H175L176 81L175 83L177 86L173 85L174 86L173 87L174 88L173 93H175L176 96L183 97L182 101H187L188 99H190L188 97V95L190 93L196 92L197 98L200 99V97L198 96L199 91L198 90L197 91L191 90L190 88L187 87V83H185L186 86H184L183 81H184V77L189 75V72H188V74L186 73L187 69L189 71L190 66H191V69H193L192 64L194 63L193 61H195L194 58H196L198 56L199 52L202 49L200 47L199 48L197 47V51H196V49H195L196 46L195 47L193 46V49L191 47L187 48L188 45L185 43L186 39L183 40L178 35H175L177 33V31H176V33H174L175 32ZM239 29H241V28H239V26H238V28L236 30H239ZM257 29H259V28H257ZM140 30H142V31H140ZM147 30L152 31V34L153 35L155 34L154 35L155 38L153 37V35L150 32H148V34H146ZM173 30H174V32H173ZM184 31L185 32L187 31V32L185 33ZM216 31H217V29H216ZM257 31H259V30H257ZM261 31H260L259 35L261 33L262 34L264 33L263 32L264 30H261ZM227 32H225V34H227L228 36H230L232 38L229 39L227 35H226L227 37L225 35H220L217 38L215 36V33H213L214 34L213 37L217 38V39H221L222 37L225 36V38H223V39L231 40V41L227 40L226 42H229V44L230 43L233 44V45L231 44L230 47H233V46L239 47L240 46V45L238 46L239 43L238 44H236V43L239 41L238 40L239 35L242 36V34L239 32V35H237V32H235L236 34L232 33L231 35H229ZM69 33H70L69 36L65 35V37H63L65 41H67V39H69L68 41H70V39L73 38V30L72 29H70ZM173 33H174V35H173ZM187 33L189 35H186ZM218 33L219 32H217V34ZM256 33L257 32H255V34ZM124 35H126V34H124ZM235 35H236V37H235ZM263 35H262V38H264ZM176 36H178V37H176ZM115 37L116 38L119 37V38L116 39ZM151 37H153V38H151ZM258 37H260V36H258ZM111 38L114 39L115 41L117 40L115 47H119L118 48L119 52L115 57L120 58L122 61L126 62L125 60H127V59H125V58L128 55V53H129V56H131L130 55V51H131L130 48L131 47L130 48L127 47L129 45L126 44V47L129 48L130 51L125 50V54L126 53L127 54L124 58L123 57L124 54L121 55L120 53H121L122 49H127V48H125V45H124V47L121 48V51H120V45L123 46L122 45L123 43H119V42L121 40H122L121 42H124V43H129V42H125L126 38H124V36L121 32H119L118 35H114V37H111ZM203 38L205 40L204 36H202V38L201 37L199 38V39H201V41H199V43H200L202 48L203 47L205 48V44H206L205 42L206 41L204 42ZM154 39H156V41H154ZM199 39H197V41ZM235 39H237V42ZM254 39L257 40L256 42L258 44V41L260 39L259 38H254ZM171 40H173V41H171ZM233 40L235 41L234 43L236 45L233 43ZM262 40L264 41V39H262ZM148 41H150V42H148ZM222 41L225 42L224 40H222ZM138 42L140 44H138ZM194 42H195V44H194ZM218 42H219V40H218ZM143 43H145V44L143 45ZM174 43H175V45H174ZM214 43H216V42H214ZM260 43L264 44V42H261V40H260ZM117 44H118V46H117ZM157 44L161 48L159 46H157ZM178 44H180V45H178ZM181 44L187 45V46L183 47L184 49L185 48L186 49L191 48L190 49L191 50L190 55H189V53H187V54L185 53L186 49L181 50V48H182ZM227 44L228 43H225L226 46L229 45V44L228 45ZM263 44H261L260 46H262ZM178 46L180 47V51L178 50L179 49ZM189 46H191V43L189 44ZM214 46H215V48H214L212 54H214L215 56H219V50H218L216 45H214ZM258 46H259V44H258ZM157 47L160 48V50L159 49L157 50ZM172 47H173V49H172ZM114 49L115 48H113V51H114ZM198 49L199 50L201 49V50L198 51ZM261 49H264V45H263V48H261ZM235 50L236 49H234V51H233L231 49L230 52L232 51L233 53L232 52L231 53L234 54ZM113 51H111V53ZM127 51H129V52H127ZM187 51L188 50H186V52ZM202 51H205V49ZM207 51H208V49H207ZM115 52H116V49H115ZM122 52L124 53V50ZM161 52H162V55H161ZM237 52H236V54H237ZM243 52L244 51H242V53ZM192 53H193V56L191 55ZM194 53L195 54L197 53V54L195 55ZM113 54H115V53L113 52L112 55ZM134 54H132V55L135 56ZM232 54L230 55V57L235 56V54L234 55H232ZM238 54H240V53H238ZM187 55H188V57H187ZM229 55H228V58H229ZM129 56H128V59H130V58L131 59L129 61L127 60L128 64L133 60V58L134 59L136 58V57L132 58V56L131 57H129ZM236 56H235V58H237ZM240 56H238V58ZM200 58L201 57H199V58L197 57L198 61H200ZM238 58H237V60H238ZM242 58L245 61V57L243 55H242ZM230 60L232 61V65H234V63H233L234 61L231 58H230ZM236 62L237 61H235V63ZM238 62H241V61L238 60ZM238 62H237V64H238L237 66H239ZM230 64L229 65L227 64V65L230 67ZM166 66L163 67L165 69L161 68L159 70V72L160 71H164V73L167 72L166 70L168 67H166ZM187 66H189V67L187 68ZM242 66H243V64H242ZM185 67H186V69H184ZM243 67H245V66H243ZM224 68H226V70H229V69H227V66H225ZM230 68H231V70H234V67H233V69H232V67H230ZM235 68H236L235 70H237V67H235ZM242 68H241V70H242ZM244 69L246 71V68H244ZM244 69L242 70V72L244 71ZM184 70H186V72ZM226 70L224 69L223 71H226ZM231 70H229V71H231ZM255 70H257V69H255ZM255 70H254V72H255ZM174 71H175V73H174ZM178 71H179V73H178ZM183 71L187 75L184 76L185 73ZM252 71H253V69L250 70V72H252ZM238 72H239V70H238ZM238 72H236L237 75H238ZM248 72H249V70H248ZM254 72H252L253 73L252 77L255 74ZM162 74H163V72H162ZM228 74L226 75L227 77L230 76ZM232 74H233V72H232ZM246 74H247V72H246ZM241 75H243V77H244V74L240 73V76ZM261 75H262V77H264L263 73H261L260 76ZM234 76H235V73H234ZM256 76H257V71L255 74V77ZM235 77H239V76H235ZM243 77L241 76V78H243ZM245 77L247 78V76H245ZM255 77H253V78H255ZM229 78H231V77H229ZM229 78H227V79L229 80ZM232 78H234L233 75H232ZM239 79H240V77H239ZM260 79H261V77H259V80ZM171 80H172V78H171ZM181 80H182V82H180ZM236 80H237V78L234 80L235 82L231 80L234 83L233 84L234 86H235V83L237 84L236 86L239 85V83H237ZM178 81H179V83H178ZM239 81H241V83L243 82V85H244V82H247L245 80L244 81L239 80ZM248 81H249L248 83H250V80H248ZM262 82H264V81H261V83ZM171 83H168V84H169V86L172 87ZM173 83H174V80H173ZM228 83H231V82L229 81ZM181 84L183 85V87ZM223 84L224 83H222L221 86ZM263 84L261 86L264 87ZM143 85H142V87H143L144 91H143V89H141V93H142V97L144 96V98L142 101L143 103L141 102L142 105L140 104V106H141V108L142 107L144 108L145 112L141 116V119L140 118L133 119L134 118L133 116H131V118L130 117L128 118V116H126V118H122L121 115L116 116L117 118H119V117L122 118L123 125H122V122L120 121L121 118H119L120 120L119 119L117 120V118L115 116L114 117L116 119L113 117V115H110L111 113L104 114V115H95L96 117L92 116L90 113H87V114L85 113L86 118L84 115H81V116H83L82 119H70V118L61 119L63 112L64 113H66L67 111L70 112V110L75 108V107L76 108H78V107L82 108L83 106H85V104L83 105L81 102H79L78 104H75V106H74V104H64L65 102H62L61 100H49V101L43 103L42 105L38 106L39 111L35 110L36 114L34 115L32 113L31 114L32 119H30L26 122V124H28L27 128L26 129L23 128L21 130H18L17 132L15 129H13L15 131H12V130L6 128V126L10 125L13 121L0 119V264H47L48 262H49L48 264H53V261H54V264H72L65 257V255H66L65 250H67V248L65 247V244L62 245L61 244L62 242L60 243L59 240H56V241L53 240L52 238H55V236L52 233L46 234L47 235L46 237H49V235H52L53 237L50 236L49 238L44 239V238H41V234H43L42 237H45L44 233L38 234L37 230L36 231L34 230V228L32 226V216H31V212H32L31 210L32 209H30V208H33V203L30 202L31 200L28 201L29 203L23 202V200L21 198L19 199L17 194L15 192H13V190H12V185H11L12 176L14 174V170L16 169L17 159L20 156L25 157V158H29V159L31 158L30 160H34L33 163H35V162L39 163V165H37L38 169H36V170H38V172H40L45 167H49V168L50 167L56 168L57 166L61 167L63 172L60 173L61 176L59 178L58 190L67 191L69 189H74L77 192H79L82 196H84V198H86V197L88 198L84 207L87 210V212L92 215V222H91L92 225L91 226L94 227L98 223L100 225L99 228H97L98 225L96 227H94L100 231V232H98V235L100 233L99 238L94 239L95 241H93V242H95L94 246L101 244L102 239L105 236H107L109 233L111 235V243H110L111 245H110L108 251L110 253H113V254H118L119 249L117 250V244L112 242V241L118 240L119 238H123V239H132L133 238L132 232L130 231L131 228L128 227V225H129L128 223H129V220H131L132 215H133L134 208H133V206H131V202H132L133 197H134V198H137L138 200L140 199L139 200L140 202H144L143 204L147 205L149 207L150 211L154 215V219L150 217L152 220H154V223L150 219L152 224L150 223L148 231L142 235L143 237H141L139 241L137 240L134 242V248L138 253V256H139L138 260L139 261H142V262L145 261L149 264H201V263L202 264H231V262H232V264L237 263L236 261H238V259L233 257L236 253V249H234V251H235L234 252L233 248H236V247L229 246L232 249V250H230L228 245L226 246V244H228V243L230 245L231 242H233V243L235 242L234 240H232V236L234 238V233H233L234 232V227H233L234 223L233 222H235L234 220H232L233 222H231V218L233 219V217H234V213H232L233 210L230 213V211L232 209V205L230 204L232 202L230 200L232 199V195L235 192H234V190L231 189L233 191V193H232V191L230 190V187L224 186L221 183H219L218 181H216L212 178L210 179L207 177L206 172L204 170L205 165H206V160H205L204 156L202 155L203 153L200 151V149L197 146H195L191 143L189 136L187 135L189 132L186 133L187 128L185 127L186 129H184V126H186V124H188V125L191 124V126L190 125L189 126L191 128L193 127L195 129V131L198 132L197 128L199 127V125L203 124L204 120L206 121V118L202 119L199 117H207L205 114L209 115L208 118H210V119L207 118V121L210 120L209 123L211 125H214V126L219 125L218 128H225L226 127V129H227L228 127L231 126V124H233V126H232L233 128L230 127V129L228 128L226 130V137H228L230 142H233L235 144L234 149L236 151H238L239 153L234 151V149H233L231 152H219L220 154L219 153L218 154H219V156H221V158H223V156H225L226 158L227 157L230 158V156H231L232 159L236 158L237 163L238 162H240V164L242 163L240 166H237L238 168L237 167H235V169L231 168V170L234 169V171L233 172L230 171V174H232L233 177H235V176L239 177V178L235 177L236 179L234 178L235 182H233L234 179H233V181L232 180L231 181L234 184H237V182H238V186H240V187H238L236 185L235 186L238 187L237 189H239V190L241 189V191H243L244 188L246 191H248V190L250 191V187L253 185L254 188L251 187V189H253V191H250V192H252V194H254L256 191L259 190L258 187L260 185H262L261 183L263 182L264 178H260L259 180H257V177H256L260 173H258L256 175V170H255L257 167V161L255 160V156H256L255 150L256 149H255L254 144H253V135H252L251 127H250V126H252V122L250 121V118H249L250 111H251L252 107L248 103H244V102L237 103L236 105H235V103L232 104L231 101L225 102L223 92L221 93L220 91H218L217 95H216L217 98H219L220 100L223 99L225 102V103H223V105H221L222 107L220 106L221 109L223 108V110L225 112V109L228 108L227 111L229 110L230 114L228 113V115H227L226 112H225V114H222V112H221V114H219L218 117H216L217 114L220 113V112H218L220 109L217 111V107H215L214 105H213V107L209 108V109H211V111L209 110L211 113L210 112L205 113L206 111H204L203 108H205L206 104L203 106V108L201 107V105H198L200 107H198V106H194V107L187 106V107L193 108L192 110L189 108L188 109H189V111L191 110L192 113L191 112L190 113L194 116H192L191 114H187V113H189V111L187 110V107L185 109L188 111L186 113L188 118H189V115H191L193 117L192 118L190 116L191 117V119L189 118L190 120L194 119L198 113H200V115L202 113L204 116L202 115V116H199L198 118L196 116V118H197L196 121H193V120L190 121L189 119L187 121V117H186V123H183V121H181V120L179 121L176 117H173V114H170L168 111L164 110L162 108V106H160L161 104L158 105L157 103H155L156 100H154L152 97V94H153L152 90L149 89L148 86H146L147 83L143 84ZM149 85L151 86V83ZM178 85L181 87H179ZM225 85H227V84H225ZM225 85H223V86L224 87H230L231 84H229V86H225ZM243 85L241 84L240 86H243ZM240 86H238V88ZM176 88H177V91H176ZM230 88H232V85ZM245 88H247V87L245 86ZM261 90H262V87H261ZM263 90H264V88H263ZM243 92H241V93L243 94ZM249 92H250V89H249ZM241 93H240V95H241ZM247 93L245 91V95H247V97H248L250 95V93H249V95ZM262 93L264 94L263 91H262ZM243 96H244V94H243ZM247 97L245 96L243 98H247ZM240 100L242 101V99H240ZM243 101H244V99H243ZM221 103L222 102L220 101V104ZM183 104L185 106V103H183ZM145 105H147V106L145 107ZM224 106H226V108ZM154 108H155V111L153 112L152 110ZM194 108H195V110H194ZM196 108L200 109V111L199 112H198V110L196 111ZM159 111H161V112L158 113ZM207 111H208V108H207ZM221 115H225L226 117L221 116ZM228 116H232L235 119L233 120L232 117L229 118ZM123 117H125V116L123 115ZM149 117H151V119ZM223 117H225L226 120L223 119ZM127 119L129 120V122L127 121ZM230 119L232 120V122L236 121V124H235V122L234 123L230 122L231 121ZM113 120L116 122H114ZM124 120H126V122ZM199 120H203V121L199 125H197V122H199ZM117 121H118V123H117ZM161 121H162V123H161ZM211 121L214 124H212ZM220 122L222 123V125L228 122V125L225 124L222 127ZM250 122H251V125H250ZM17 123H19V121H17ZM229 123H231V124L229 125ZM193 124H194V126H193ZM234 124L236 126H234ZM207 125H209V124L207 123ZM201 126H203V125H201ZM214 126H211V127H214ZM205 127H207V126H205V123H204V128ZM199 129H201V128L199 127ZM204 130H209V128L208 129L205 128ZM204 130H201L202 132H200V131L199 132L205 133L206 131H204ZM170 131H171V133H169ZM52 132H53V135L51 134ZM54 132H59V133H56V135H55ZM156 132L159 134H156ZM154 133H155V135H161L164 138H166V136H167V139L168 138H169V140L172 139L171 141H173L174 145L177 141V144L174 148L175 154L172 156L171 160L167 161L170 163L163 162V158H161L162 157L161 155H155V156H158V157H156L157 158L156 159L154 157V152H153L152 148L149 146H146V142L147 143L150 142V139L152 138V134H154ZM168 133L171 137L168 136ZM172 134H174L175 137ZM60 135H62V136H60ZM64 136H66V137H64ZM57 137H59V138H57ZM61 137H63V138L60 139ZM65 138H66V141H65ZM51 139L54 141L56 140L57 143H56V141L55 142L53 141V143H54L53 144ZM63 140H64V142H62ZM213 140H214L213 143H217L218 139H213ZM52 145H54L53 148L51 147ZM61 146H63L64 148H62ZM145 149H146L148 155L141 154V151L145 150ZM57 150L60 151L61 153L59 154V152ZM240 152L241 153L243 152L242 153L243 155ZM50 155H52V156H50ZM49 156H50V158H48ZM53 156L55 158H53ZM51 158H53V159L51 160ZM151 158H153L152 160L155 163H157V161H158V164H160V165H158V164L155 165L157 169L159 168L158 169L159 172H156L154 162H152ZM229 158H227V160ZM48 159L51 161H49ZM160 161H161V163H160ZM165 163L169 164L166 166H168L170 168H168V171H167L168 176L164 178V176H163L165 173L164 171L167 169L165 166H163V165H165ZM139 165L140 166L142 165V170L144 172L150 173V175L147 174V175H149V180H150L149 182L151 183V186L148 189H147V187H149V185L147 187L144 186L143 185V184H145L144 181L141 182L139 177H136V179H135V176H133L140 169ZM160 166H161V169H160ZM241 167L244 169V172L242 171L243 169ZM162 168H164V170H162ZM237 169H239L244 176ZM161 170L163 171V174H162ZM170 171H171V173H170ZM175 171H176V173H174ZM35 173H36V171H35ZM156 173H160V174L157 175ZM236 173L238 175H236ZM172 175L174 177H172ZM181 175H182V177L185 178V180L187 182L186 186L181 185V182H182L181 180L184 178H182V177H180L181 179L177 178V176L179 177ZM203 175H204V177H203ZM261 176H263V173L261 174ZM242 179H244L243 180L244 182L243 181L241 182ZM171 180H172V182H171ZM176 180H178L179 182ZM261 180H262V182H260ZM138 181H140L141 184H139ZM256 181L260 182V183H258L259 185L256 184ZM175 182H177L176 186H175ZM246 182H247V184H246ZM179 185H181L180 186L181 189L178 190ZM244 186H246V187H244ZM9 187H11L10 188L11 190L9 189ZM144 187H146V189ZM154 190H157V192ZM245 190L243 192H245ZM136 192L139 194L140 197H138V195L137 196L135 195ZM182 192H183V194H182ZM250 192H249V194H248V192H246V194L250 195L252 198H255L256 193H255V195H252V194H250ZM36 197H37V198H35L36 200L34 199V201H36L35 204L41 202L43 199L46 198L45 192H41V196L39 195ZM230 197H231V199H230ZM20 201H22V202H20ZM34 201H32V202H34ZM23 203L25 206L27 204V208L29 207L28 204H30V206H32V207H29V209L27 210L25 208V206L23 205ZM92 212H94V213L92 214ZM79 214H81V211ZM230 214L231 215L233 214V215L230 217ZM153 215H151V216L153 217ZM224 217H226V218H224ZM30 223H31V226L29 225ZM231 223L233 224V226L232 225L230 226ZM12 224H13V226H12ZM9 225L12 226L13 229L15 228L13 230L14 232H12V233H9V231L7 232V230L10 229ZM230 227L232 230L229 229ZM127 229L129 230L130 233L127 231ZM228 229L233 231V232H228L229 231ZM32 230H34V231H32ZM20 231H21V233H20ZM58 231H59V229L55 227V232H58ZM232 233H233V235H232ZM228 235L229 236L232 235L231 237H229L230 240L226 239V238H228ZM27 236H29V237H27ZM45 240L47 242H45ZM148 240L149 241L151 240V243H149ZM226 240L227 241L232 240V241L231 242L228 241V243H227ZM50 241H51V243H50ZM159 242H162V243L164 242V245L162 244L160 247ZM52 244H54V245H52ZM155 245H157L156 248H154ZM58 246H59V248H58ZM233 246H235V244H233ZM226 247H228V248H226ZM159 249H162V250L159 251ZM228 249L230 251H232L234 253V255H228V252H227ZM230 251H229V253H230ZM146 257H147V259H146ZM204 257H205V259L206 258H208V259L202 260V258H204ZM148 258H150V259H148ZM232 258H234V260H232ZM235 259H237V260H235ZM48 260H50V261H48ZM233 262H235V263H233Z\"/></svg>",
    "mask_w": 264,
    "mask_h": 264
}]
</instances>
